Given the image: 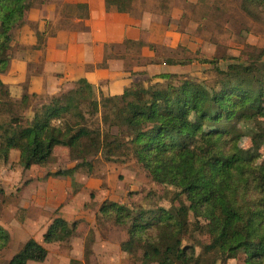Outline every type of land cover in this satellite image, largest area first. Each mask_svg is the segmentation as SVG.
<instances>
[{"label": "trees", "instance_id": "trees-1", "mask_svg": "<svg viewBox=\"0 0 264 264\" xmlns=\"http://www.w3.org/2000/svg\"><path fill=\"white\" fill-rule=\"evenodd\" d=\"M40 1L0 0V75L8 68L13 32ZM133 1L105 0V5L129 13ZM241 9L259 17L264 0H241ZM190 62L164 60L168 66ZM215 71L212 85L162 73L155 77L164 84L146 86L148 78L114 96L79 79L35 108L30 119L22 114L28 95L16 106L0 80V166L17 152L24 170L44 168L53 150L65 147L76 150L80 161L46 177L72 178L85 166L92 176L89 158L129 157L172 196L168 207L100 205L97 223L114 224L126 233L120 244L124 253L140 249L148 264H228L239 256L243 264H264V48ZM246 139L250 150L242 146ZM78 226L54 216L42 242L28 239L6 264L43 263L48 256L44 245L68 243ZM9 244L10 235L0 226V253Z\"/></svg>", "mask_w": 264, "mask_h": 264}, {"label": "rangeland", "instance_id": "rangeland-1", "mask_svg": "<svg viewBox=\"0 0 264 264\" xmlns=\"http://www.w3.org/2000/svg\"><path fill=\"white\" fill-rule=\"evenodd\" d=\"M140 9L159 15V19L161 16L160 22H164L168 28L166 31H170L171 26L175 29L174 36L166 35L165 44H152L153 48L149 49L150 57L143 56L136 46L129 47V55L123 59L125 68L128 69V73L135 75V81L151 75L149 80L144 82L146 86L156 82L164 84L162 79L152 75L164 71L212 85L218 78L216 68L225 70L229 63L240 59L249 60L264 48V14H258L259 17L246 14L241 9V0H160L156 3L150 2L142 8H138L137 5L132 12L135 14ZM150 27L159 29L153 23ZM169 58L177 61L187 59L191 62L185 66L169 67L164 63V60ZM200 58L212 60L214 63H200L198 61ZM36 63L28 69V74L34 70ZM17 65L19 64L7 68L8 74H5L7 72L2 74H5L2 81L10 92V101L16 106L20 105L23 95H28V104L22 110V114L25 119H30L35 108L56 94L49 93L54 92L53 88H56L52 74L49 73L58 71L60 64L46 66L40 82L30 74L27 79L20 80L15 76ZM97 67H100V64ZM113 80L115 79L99 80L101 85L98 91L103 94L100 88ZM31 82L48 90L32 93ZM111 132L116 134L118 130L111 129ZM242 146L250 150L249 140H243ZM261 155L264 158V148L261 149ZM78 161L80 160L76 150L56 147L44 168L32 167L24 170L18 163L17 152H12L9 162L0 166V188L4 192V195H0V226L10 235L8 248L0 253V264H6L28 239L42 242L45 224L50 223L56 211H44L36 205L34 198L39 191H43L41 196L44 198L47 186L51 189L57 186L59 188V179L53 176L46 177L47 173L67 169ZM88 161L92 176L87 175L88 166L81 167V170L75 173L72 191L67 197L69 203L74 201L73 207L76 210L89 206L92 201L89 194L95 196V203L92 205L94 209L102 204L103 200L110 201V197L116 203L128 205L131 209L134 206L143 209L168 207V198L172 195L156 185L134 159L121 156L114 161H105L99 155L96 159L89 158ZM39 215L41 216L38 218ZM38 221L41 222V226H37ZM85 230L79 229L71 244L44 245L48 250L46 260L43 263L28 264H77L80 250H83L84 245L80 244L78 239L86 234ZM201 237L204 238L202 235ZM128 259L123 260L121 264H129ZM231 262L243 264V257L239 256Z\"/></svg>", "mask_w": 264, "mask_h": 264}, {"label": "crops", "instance_id": "crops-1", "mask_svg": "<svg viewBox=\"0 0 264 264\" xmlns=\"http://www.w3.org/2000/svg\"><path fill=\"white\" fill-rule=\"evenodd\" d=\"M157 1L160 0H134L132 9H136L137 5L138 8H142L150 2ZM79 5H85L86 9L79 8ZM145 10L140 9L135 14L132 10L129 13H119L114 8L107 10L105 0H41L28 10L25 25L12 34L8 67L19 64L15 69L16 77L20 80L27 79L30 74L40 82L46 66L60 64L58 71L49 73L56 83V88H53L55 91L49 92L50 94L57 95L63 89V91L69 89L73 86V82L79 79H85L98 90L101 85L99 80L112 78L115 80L100 90L105 96L120 95L125 87L132 83L143 82L151 76L135 81V75L128 73L124 58L129 55V47L136 46L143 56L150 57L151 51L148 45L165 44L166 35H175L174 26L169 28L170 31H166L168 28L164 22H160L161 16L159 19V15ZM85 15L87 18H84ZM152 23L160 30L151 29ZM129 42L143 45L140 47ZM35 62L37 63L34 70L28 74V69ZM99 64L100 67H97ZM162 73L172 72L164 71L152 75ZM5 74L7 75L8 72ZM4 75H0L1 81ZM31 84H33L32 93L48 90L38 87L33 82ZM75 176L76 174L72 178L56 177L59 179V188L57 186L51 189L47 186L45 197L42 198L43 191H39L34 201L44 211L58 210L55 216L62 217L69 224L79 222L78 230L86 229L84 231L86 234L78 239V242L84 245L83 250H80L77 264H121L128 258L129 264H148L143 260L140 249L136 248L133 255L121 250L120 244L127 236L119 226L97 223V212L101 204L95 209L92 207L95 203L93 194H89L92 201L87 208L76 210L73 207L74 201L69 203L67 197L72 191V180ZM109 200L116 202L112 197ZM36 224L39 226L41 222L38 221ZM49 224H45L44 232ZM75 237L73 236L68 243L71 244ZM232 263L234 262H228V264Z\"/></svg>", "mask_w": 264, "mask_h": 264}]
</instances>
